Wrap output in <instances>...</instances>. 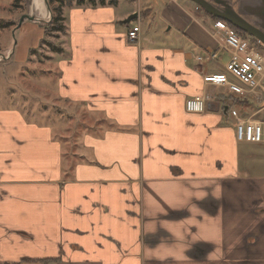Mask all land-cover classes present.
<instances>
[{
  "label": "crops",
  "instance_id": "1",
  "mask_svg": "<svg viewBox=\"0 0 264 264\" xmlns=\"http://www.w3.org/2000/svg\"><path fill=\"white\" fill-rule=\"evenodd\" d=\"M127 1L62 5L43 71L34 51L52 14L23 0L25 91L41 78L49 89L32 91L40 102L0 99V264H264V142L238 141L231 114L260 120L253 100L264 99L241 108L203 83L228 53L195 3ZM209 52L218 58L196 61ZM200 94L204 112L185 111Z\"/></svg>",
  "mask_w": 264,
  "mask_h": 264
},
{
  "label": "built area",
  "instance_id": "2",
  "mask_svg": "<svg viewBox=\"0 0 264 264\" xmlns=\"http://www.w3.org/2000/svg\"><path fill=\"white\" fill-rule=\"evenodd\" d=\"M139 31L138 25L133 26L127 32L128 41L137 42ZM211 36L219 48L228 53V60L223 72L202 73L203 83L224 86L238 96L252 95L257 99H264V54H261L223 20L213 22ZM217 58V52H209L203 56H196V61L202 64L203 61H212ZM208 100L209 96L206 94L187 98L184 104L185 111L202 113ZM231 114L236 119L235 135L238 141L264 142V121L252 117L241 119L235 110H232Z\"/></svg>",
  "mask_w": 264,
  "mask_h": 264
},
{
  "label": "rangeland",
  "instance_id": "3",
  "mask_svg": "<svg viewBox=\"0 0 264 264\" xmlns=\"http://www.w3.org/2000/svg\"><path fill=\"white\" fill-rule=\"evenodd\" d=\"M182 3L186 4L187 6L189 5L191 8H193L195 5L190 1V0H180ZM129 4V0L127 1ZM14 4H16V6H14ZM51 8L53 9V3L50 2ZM123 6H125V2L124 0H120L119 2V7L118 9L123 8ZM24 10V4H23V0H0V32H1V36H0V43L2 48H6L7 47V42L10 41V38H12V30L10 29H6L3 27V24H5V22L7 21H13V22H20L21 19V14L22 11ZM69 8L65 7V13L68 14ZM67 16V15H65ZM66 21H67V17H66ZM63 23V19L61 18V21L59 22V25H61V27H64L62 25ZM69 23H66V26L68 27ZM146 22L142 23L143 29L145 30L146 28ZM11 28V26L9 27ZM13 28V26H12ZM6 29V30H5ZM5 30V31H4ZM61 30H47L45 31V35L43 37V42L40 43L39 47L34 51V60H41L42 57H44L42 59L45 60L44 64H40L41 65V69L44 70H48V68L52 65H54V61L56 60V58H53V56L55 57V55H52V61L50 60L51 64L49 65L48 63V59L46 60L45 57H47V51H48V47H47V43H49L50 41L53 43L55 42V40H57V38H61ZM3 44V45H2ZM256 47H255V46ZM252 46H254L261 54H264V50L260 49L256 44H254ZM24 53H22L21 51L15 50L14 54L12 55V57L9 60H3L2 56L0 57V99L1 103H5L8 104V106H6L5 108L11 107V101L8 102L7 96H12L13 94L16 95V97H19V95H26V93L28 95H30L32 98H34V100L36 102H40L43 101V97L39 96V97H34L33 96V90L35 89H41L43 90H47L49 89V87L47 89H45V85L48 86V80L47 79H39L37 81H34V84L32 83L27 89V92L25 91V77H23L21 74L25 75L26 70L27 69H35V66H32L30 64H28L27 59L23 56ZM220 55L223 56H227V54L221 53ZM20 56V57H19ZM224 58V57H222ZM219 63H221L220 61H218ZM222 64V63H221ZM37 68V67H36ZM34 88V89H32ZM9 93V94H8ZM37 95V94H36ZM47 101H49V99L47 98ZM254 101V108L259 107L261 104H264V100L263 101ZM21 108L23 109V111L27 110L29 113L34 112L33 111V107L32 106H27L26 104L23 103V107L21 106ZM35 114H38L37 112H35ZM41 114V113H39ZM68 116V115H67ZM69 118V117H68ZM256 118L257 119H264V110L257 113L256 114ZM52 121V118H51ZM68 125H70L71 121L67 122Z\"/></svg>",
  "mask_w": 264,
  "mask_h": 264
},
{
  "label": "water",
  "instance_id": "4",
  "mask_svg": "<svg viewBox=\"0 0 264 264\" xmlns=\"http://www.w3.org/2000/svg\"><path fill=\"white\" fill-rule=\"evenodd\" d=\"M190 1L199 5L210 16L226 21L264 44V0H239L236 9L229 3L230 0ZM135 16L131 15L124 22H129ZM23 17L25 16L20 21ZM246 17L253 18L254 22H249Z\"/></svg>",
  "mask_w": 264,
  "mask_h": 264
},
{
  "label": "trees",
  "instance_id": "5",
  "mask_svg": "<svg viewBox=\"0 0 264 264\" xmlns=\"http://www.w3.org/2000/svg\"><path fill=\"white\" fill-rule=\"evenodd\" d=\"M74 0H46V4L49 8V11L52 14V17L50 19V21L48 23L45 24L44 26V31L50 30L53 28V30H62L61 25H59V22L61 21V17H60V9L62 5H70ZM78 2H80L81 0H76ZM50 2H57L58 5L55 8H51L50 6ZM14 6H16V4H14ZM23 16V15H21ZM25 18V17H24ZM27 18V17H26ZM214 20H220L218 18L212 17ZM29 20L32 21V19L27 18ZM226 22V21H224ZM227 23V22H226ZM19 24L20 22H13V21H7L5 22V24H3L4 28H8V27H14L13 29H15V31L12 32V38H10V41H12V47L11 50L10 49H5L2 48V46H0V57L2 56L3 60H9L12 55L14 54V51L16 50V29L19 28ZM233 30H235L242 38L246 39L245 33L243 31H241L240 29L234 27L233 25L227 23ZM254 47V46H253ZM255 48V47H254ZM256 49V48H255ZM10 50V51H8ZM230 97L233 98L232 95H230ZM234 105H239V107L243 108L246 104H250L251 99L248 96H240V97H234ZM246 114L248 113H244L243 116H246ZM264 120V119H262ZM29 262H34V263H40V264H49L52 263L53 261H46V260H39V261H29Z\"/></svg>",
  "mask_w": 264,
  "mask_h": 264
},
{
  "label": "flooded vegetation",
  "instance_id": "6",
  "mask_svg": "<svg viewBox=\"0 0 264 264\" xmlns=\"http://www.w3.org/2000/svg\"><path fill=\"white\" fill-rule=\"evenodd\" d=\"M206 1H212V0H206ZM239 2V0H230L229 3H231V5H233L234 9H236L237 7V3ZM197 5V4H196ZM217 7V6H215ZM197 8L198 9H201L203 10L199 5H197ZM220 8V7H219ZM204 11V10H203ZM247 18V17H246ZM248 19V18H247ZM249 22L253 23L254 20L253 18L251 19H248ZM245 33V32H244ZM245 36H246V39L248 40V42L251 44V45H254L256 44L260 49H263L264 50V44L259 42L257 39H255L254 37L248 35L247 33H245ZM255 46V45H254ZM256 47V46H255Z\"/></svg>",
  "mask_w": 264,
  "mask_h": 264
}]
</instances>
